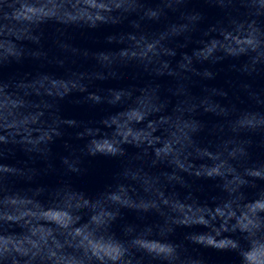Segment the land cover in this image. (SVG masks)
Instances as JSON below:
<instances>
[{
  "label": "clouds",
  "instance_id": "clouds-1",
  "mask_svg": "<svg viewBox=\"0 0 264 264\" xmlns=\"http://www.w3.org/2000/svg\"><path fill=\"white\" fill-rule=\"evenodd\" d=\"M189 3L0 0V72L33 66L0 75V264H204L196 248L264 264V0H204L220 14L207 26ZM66 100L105 114L66 118ZM16 151L27 161L4 163ZM96 156L122 163L94 196L36 183Z\"/></svg>",
  "mask_w": 264,
  "mask_h": 264
},
{
  "label": "water",
  "instance_id": "water-1",
  "mask_svg": "<svg viewBox=\"0 0 264 264\" xmlns=\"http://www.w3.org/2000/svg\"><path fill=\"white\" fill-rule=\"evenodd\" d=\"M188 7L204 14L206 19L203 26L214 23L220 15L218 10L209 7L204 3V0H190ZM46 31L51 35L52 29L50 27L46 29ZM97 37L99 38L100 34H97ZM67 40L69 43L78 47H96V44L92 38L85 37L74 31L68 33ZM48 44H50V40L48 41ZM89 66V64L82 65L83 68H88ZM221 68L222 71L219 78L213 82L217 86L223 85L225 80L232 76V74L227 71V64L221 66ZM32 70L33 66L28 63L23 65H11L3 69L2 72H0V75L8 78L19 73ZM131 82V80L126 79L119 82L110 81L102 83L99 86L118 87ZM256 87H264V79H258L256 81ZM61 111L62 115L66 118H74L83 121L99 120L105 114V108L103 106L92 108L87 105L75 104L67 100L62 103ZM71 142L74 145H79L81 143L80 141L75 140ZM129 151L131 152L133 149H129ZM53 153L57 156L64 154L63 141H57L56 144L53 145ZM255 156L256 158L264 159V153H261L258 150L255 153ZM26 161L27 157L24 155V153L16 151L14 154L10 155L6 160H4V163L22 166ZM121 163V160L118 158H109L103 156L84 157L81 164V167L84 169L82 173L65 175L59 170V160L57 159L56 166L58 171L38 177L36 183L55 186L59 183L67 182L73 188L83 191L90 196H94L97 193L103 191L106 186L114 182L116 174L121 169ZM12 185L16 189H25L30 187V185L22 181H13ZM194 188L199 189L198 195H200L202 199L216 194V190L214 189L213 183L211 181H196L194 183ZM126 219L129 222H133L135 219L134 214L126 213ZM152 219L155 220V217ZM194 230L201 231L202 229L197 228ZM183 231L184 230H178L175 239H182ZM190 251H192L194 255L200 256L203 259L204 264H238V258L232 253L218 252L211 248H196L190 249Z\"/></svg>",
  "mask_w": 264,
  "mask_h": 264
}]
</instances>
